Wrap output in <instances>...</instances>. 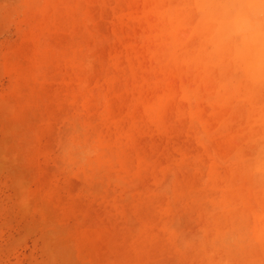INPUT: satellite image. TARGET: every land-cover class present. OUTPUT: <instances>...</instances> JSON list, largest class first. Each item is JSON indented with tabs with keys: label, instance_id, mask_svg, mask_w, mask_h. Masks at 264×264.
<instances>
[{
	"label": "clouds",
	"instance_id": "9594fccd",
	"mask_svg": "<svg viewBox=\"0 0 264 264\" xmlns=\"http://www.w3.org/2000/svg\"><path fill=\"white\" fill-rule=\"evenodd\" d=\"M0 264H264V0H0Z\"/></svg>",
	"mask_w": 264,
	"mask_h": 264
}]
</instances>
